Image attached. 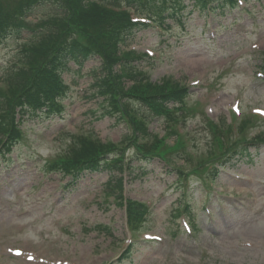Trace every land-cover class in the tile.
Listing matches in <instances>:
<instances>
[{"label": "rangeland", "instance_id": "374dc122", "mask_svg": "<svg viewBox=\"0 0 264 264\" xmlns=\"http://www.w3.org/2000/svg\"><path fill=\"white\" fill-rule=\"evenodd\" d=\"M127 12L132 20L150 19L135 10ZM45 14L25 20L30 28L37 27L51 16ZM181 22L183 28L155 34L157 27L148 20L149 29L134 32L130 46L117 53L122 58L144 55L134 65L149 83L161 86L169 81L187 89V101L171 108L169 116H148L143 130L135 128L143 120L140 113L147 112L126 98L114 110L108 94H98L92 85L101 72V60L93 58L83 64L79 78L72 63L71 71L63 74L68 91L61 100V117L42 113L22 123L23 140L6 156L14 162L6 166L0 158V264H264V144L253 163L240 160L214 182H203L212 162L205 160L225 155L233 142L259 134L264 138V120L250 115L256 113L253 108L264 110V0H236L229 8L214 4L202 15L183 16ZM212 35L214 40H208ZM6 43L0 54L3 91L2 78L15 53L28 47L27 41ZM120 70L119 64L111 69ZM132 85L122 77L115 90L128 91ZM119 97L115 92L114 100ZM122 103L135 114L124 113ZM205 118L240 126L234 139H219V144L211 140ZM84 136L115 148L123 157L142 144L166 151L168 159L151 161L145 179L128 177L122 182L124 197L151 208L146 223L127 228L124 209L107 189L115 180L107 172L83 177L72 186L57 170L45 173L44 162L60 165L69 143ZM167 164L202 180L191 176L180 183V174ZM236 175L250 181L237 190L231 184ZM182 184L195 191L189 204L185 202L187 211L176 217V209L183 210L180 199L185 195L178 188ZM204 210L211 212V222ZM192 219L197 225L191 226ZM183 222L190 225L189 231ZM129 244L132 257L118 261ZM18 248L22 254L13 255Z\"/></svg>", "mask_w": 264, "mask_h": 264}, {"label": "trees", "instance_id": "16d2710c", "mask_svg": "<svg viewBox=\"0 0 264 264\" xmlns=\"http://www.w3.org/2000/svg\"><path fill=\"white\" fill-rule=\"evenodd\" d=\"M0 0V48L3 43L11 40L26 39L28 47L15 55L13 66L3 77L6 89H0V156L12 152L15 145L21 141L16 117L37 115L42 109L49 113L61 110L60 98L66 93V87L61 82V75L67 70L70 61L82 63L92 58L101 60L100 74L96 76L94 86L98 93L109 97V103L114 110L122 98L136 101L140 109L148 115L140 113L143 119L137 129L145 128L144 122L148 116H160L161 112L170 115V105L184 104L186 89L167 81L161 86L149 83L143 77L142 70L134 65L133 55L122 58L117 53L123 46H127L134 30L142 28L139 24L129 25L124 15L99 6L94 1L110 5L121 3L148 13L159 25H164L165 18H176L192 12L190 7L201 11L209 8L212 3L218 5L232 4L233 0ZM32 13L49 14L47 20L37 27H28L26 17ZM45 14V15H46ZM73 26L76 28L73 29ZM28 32L24 38V33ZM119 64L120 71H111ZM111 65L110 70L107 69ZM120 74H119V73ZM122 77L133 82L128 91H116L115 84ZM146 81V82H145ZM144 84L141 85L140 83ZM105 86V87H104ZM120 94L117 100L113 95ZM170 107V108H169ZM124 113L131 112L128 103H122ZM150 115H149V113ZM107 114V113H106ZM133 120V118H131ZM213 140L219 144L227 141L229 128L223 123L216 126L208 122ZM221 139V141L219 140ZM250 141L231 143L227 147L226 155L218 162L221 167H227L235 158L249 157L247 145L256 142ZM76 144L67 147L60 165H47L51 169L62 171V175L70 177L71 182H78L87 173L109 172L113 177L125 169L133 177L144 176L147 172L146 163L155 156H164L166 151L157 147L148 149L142 144L133 151L132 155L123 157L115 148L92 141L84 136L78 138ZM258 142V141H257ZM263 142V141H261ZM161 144V141H157ZM216 143V142H215ZM216 145H218L216 143ZM133 163L141 164L138 167ZM216 172L215 169H210ZM179 174L182 176L181 171ZM180 176V178H181ZM112 177V178H113ZM121 179L118 177L109 182V190L120 193ZM126 213L129 222L133 225L145 221L146 208L129 200L126 203Z\"/></svg>", "mask_w": 264, "mask_h": 264}, {"label": "bare ground", "instance_id": "6f19581e", "mask_svg": "<svg viewBox=\"0 0 264 264\" xmlns=\"http://www.w3.org/2000/svg\"><path fill=\"white\" fill-rule=\"evenodd\" d=\"M244 182L243 181H241V180H238V181H236V179L235 178H233V181L231 182V184H243ZM246 183H244L243 185H245ZM212 226L214 227V224H212ZM72 264V263H71Z\"/></svg>", "mask_w": 264, "mask_h": 264}]
</instances>
